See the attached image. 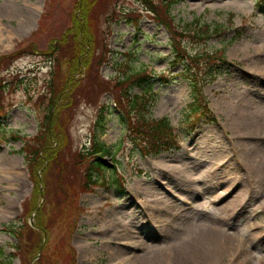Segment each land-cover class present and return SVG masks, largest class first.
Segmentation results:
<instances>
[{
	"label": "rangeland",
	"instance_id": "1",
	"mask_svg": "<svg viewBox=\"0 0 264 264\" xmlns=\"http://www.w3.org/2000/svg\"><path fill=\"white\" fill-rule=\"evenodd\" d=\"M76 1L0 0V73L6 75L9 71L7 79L15 76L7 91L0 92V129L4 133L0 139V262L22 264L21 255H11L14 245L21 244L23 250L29 242L34 243L31 231H27L26 237H14L3 229L5 224L24 228L29 225L33 229L41 224L48 229V239L47 247L42 248L46 258L40 264H72L71 252L74 264H137L136 260L120 262L116 254L117 248L129 247L120 233L121 229L123 233L127 231L125 226L129 233L138 227L142 238L147 231H154V243L166 248L156 264H184L177 248L182 247L187 228L214 221L224 226V237L231 234L240 240L231 254L216 255L213 264H264V139L258 138L264 136V3L179 0L168 15L161 0L147 3L97 0L94 9H98V18L93 27L104 37L101 40L110 50L100 66V77H108L112 86L119 71L117 65L128 54L134 69L143 67V71L155 76L165 73L170 79L165 83L157 77L147 86L132 88L133 95L145 90L154 94L148 118L168 119L179 140L169 149L143 156L129 141L131 131L114 108L111 87L99 98L85 96V90L96 86L93 80L96 69L87 77L81 62L72 66L76 59L62 60L59 65L53 59L48 64L50 41L70 25ZM151 7L153 11L149 10ZM113 9L117 16L122 9L132 11L130 19L135 22L113 21L112 15L105 13ZM156 16L163 21H158ZM197 18L201 23H209L211 29L221 30L206 46L221 49L228 66L204 88L215 120H202L193 129L185 118L186 107L192 101L190 87L178 75L181 66L169 64L174 57L170 46L174 42L171 26L193 24ZM187 48H194L193 44L189 43ZM63 49L68 51L67 47ZM55 55L64 54L60 51ZM71 67L75 69L74 81H81L76 104L72 108L64 107L63 123L50 121L49 133H45L52 79L54 86L58 85L57 75L70 76ZM105 103L104 126L98 133L100 140L112 148L101 160L105 177L100 174L96 183L86 187L82 179L92 155L84 147L95 132L99 107ZM250 103L254 105L252 116H243ZM51 111L54 115L55 108ZM40 132L43 139L48 136L57 145L56 155L66 166H62L63 171L55 160L49 159L48 171L41 173L39 162L35 167V157L31 159L27 150L32 140L35 146L33 138ZM54 132L58 137H66L65 141L59 142ZM28 139L31 141L26 142ZM38 155L46 162L44 150ZM169 166L184 170V175L173 173L168 179L163 167ZM35 170L41 180L39 189L44 193L43 198L33 196ZM41 176H45V181ZM189 176L194 179H188ZM162 187L169 192H165L163 203H157L151 192ZM63 189L67 190V197L58 200ZM217 190H233L232 198L237 193L240 195L233 205L217 212V199H213ZM197 193L202 195L198 197ZM40 200L43 201L41 212L36 216L33 207ZM104 224H111L105 233L89 231V228L101 229ZM113 230L118 233L116 239H110ZM133 250L139 254L143 251ZM188 254L189 264H198V256ZM37 257L27 259L30 264H36Z\"/></svg>",
	"mask_w": 264,
	"mask_h": 264
},
{
	"label": "trees",
	"instance_id": "2",
	"mask_svg": "<svg viewBox=\"0 0 264 264\" xmlns=\"http://www.w3.org/2000/svg\"><path fill=\"white\" fill-rule=\"evenodd\" d=\"M141 1L147 3L148 0ZM177 1L179 0H161L163 5L165 4L166 6L168 15H170L169 9L175 5ZM263 1L264 0H258V3ZM96 2L97 0H77L75 2V9L70 16V25L66 27L64 32L61 33L59 37L52 38L50 41V51L47 55L48 64H50L53 59L56 61L57 65H59V62L65 59L70 60V62L71 59H76L72 66H78L81 62L84 69L86 70L87 77L92 76V71L96 69L95 73L93 72V80H95L96 86L85 90V96L90 99L94 96L99 98L101 94H104V92L108 90V87H111L110 90L111 93H113L115 99L114 108L119 111V118L125 123V125H127L126 127L128 128V131H131V138L129 141L133 143V147L137 150V152L148 156L150 154H156L157 152L159 153L160 150L169 149L171 146L177 145L179 140H177V135L174 132L173 127L170 125L168 119L161 117L159 120H156L148 118L147 116L149 110L148 107L150 103H152L154 94L149 93L150 91L145 89V91L140 94H132V88L136 86H147L153 81V79L157 77H159L161 82L168 83L170 79L165 75V73H158V75L155 76V74H152L151 72L143 71V67L134 69V67L131 65L130 57L128 54H124V59L117 65L119 71L115 73V77L113 78L115 83L112 86H109V82H111V80L108 77H100V66L104 61L106 53H108L110 50L106 49L107 47L105 42H103L104 40H101V38L104 39V37H100L98 29L96 31V29L93 27V25H95L96 19L98 18V9H94ZM149 6L152 5L150 4ZM149 10L153 11L152 7ZM105 13L106 15L111 14V19H113V21L117 19H124L130 24L131 22H135L134 20L132 21L130 19V17H132V11L127 9H122L121 14H119L120 16L116 15L115 9H113L112 12L109 11L108 13L106 11ZM156 19L159 21L163 18L157 17ZM171 28L173 31L172 33L174 34L172 35L174 42L171 41L170 46L172 47V54L174 57L171 59L169 66L175 67L180 65L181 70L178 72V75L186 80L188 86L190 87V97L192 98V101L186 107L187 111L185 118H188L190 127L192 128L193 126V129H195V126L202 120H215L213 113H211V110L207 105V99L204 95V88L208 83L215 80L221 69L226 68L228 63L221 49L219 51L209 49L206 46V42L209 41L213 35H219L221 30L217 27L211 29L209 23H201L198 18L193 21V24L181 26L177 25L176 28L171 26ZM99 42L101 43L100 47H98ZM189 43L193 44L194 48L188 49L187 46ZM64 47H67V52L65 49H63ZM60 51L64 55H55L58 52L60 53ZM58 56H60L61 59ZM10 59L12 60V58ZM8 72L9 71L6 72V75L0 73V92L7 91L6 89H8V87H10V85H12L14 82L15 76L12 77V79H7V77L10 75ZM74 73L75 69L72 68L70 76L57 75L58 85L55 86V82L53 81L54 78L52 79L51 92L49 91L52 96L48 105V112L46 116L47 128L45 133H49L48 125L51 126V123L54 119L55 121H58L59 124L63 123V112L65 111L63 110L64 107L72 108L76 104L75 99L80 92L77 90V88L80 86L81 81L79 83L74 81ZM85 79L82 81L84 82ZM106 107V103L100 105L99 113L97 119L95 120V132L93 131V135L89 139V145L84 147L86 150L85 152L92 155V158H90L88 161L89 163L87 164V168L84 172L85 178L82 179L84 182L83 185L86 187L87 184L90 185L96 183L100 174L103 173V176L105 177V170L101 160L104 156L110 153L112 146L105 144L100 140L98 131L104 126L105 117L102 113ZM52 108H55L54 115L51 114ZM60 129L62 130V128L59 126V130ZM54 135L57 136L55 132ZM3 136L4 133L0 129V139ZM13 136L15 139H18L16 134ZM33 139H35L36 147L33 145L34 140L31 141V139H28L26 142L31 141L30 148L27 150V152L29 153L31 159L35 157L33 160L35 167H37L39 162L40 167H42L41 173L46 172L50 168L49 160H55V164L61 168L60 171H63L62 166H66L63 165L62 161L59 160L58 156L56 155V150H58L57 145H53L50 142L48 136L43 139L41 132L36 138ZM42 139L43 142H41ZM58 139L59 142H62L65 141L66 137H58ZM41 150H44L45 152L44 156H46V162L45 160L42 162L38 155ZM55 174L57 177V172ZM32 178L35 180L36 184V190L33 192V196L43 198L44 193H41V190L39 189V185L42 187V184L40 183V178L36 176V170L34 172V177ZM41 178L45 181V176H41ZM64 195L67 197V190L65 189H63L61 198L58 200L63 199ZM41 200L35 204V207H33L34 211H36V216L41 212L40 207L43 203ZM58 214H61V211H59ZM50 220L55 221L53 217H50ZM7 225L8 224H5L3 229L10 232L14 237H24L28 230L34 235V243L32 245L30 244L31 242H29L28 245L24 246L22 250L21 244L16 243L14 245L15 251L12 252L11 255L13 257L16 255H21L22 264H30L27 257L30 256L31 258H34L38 255L36 264H40L44 258H46L45 254L42 252V248L45 247L47 243L48 229H46L41 224H39V226L35 229L30 228L29 225H26L25 228L23 225ZM23 230L25 231V234ZM25 255H27V257ZM70 262L72 264L75 262L73 252H71ZM0 264H9V261L6 263L0 262Z\"/></svg>",
	"mask_w": 264,
	"mask_h": 264
},
{
	"label": "bare ground",
	"instance_id": "3",
	"mask_svg": "<svg viewBox=\"0 0 264 264\" xmlns=\"http://www.w3.org/2000/svg\"><path fill=\"white\" fill-rule=\"evenodd\" d=\"M246 106V104H245ZM252 109H254V105L250 103L249 106H247L244 109V114L243 116L250 117L252 116ZM245 137H251V136H245ZM259 139H264V136H258ZM225 160V159H224ZM223 164V162L220 164V166ZM219 165V164H218ZM207 169H210L206 165ZM164 172H167L166 174L169 176V178L172 177L173 173H178L184 175V170L178 171L177 167H171L169 166L168 168L163 167ZM204 171V170H203ZM193 177V176H192ZM189 176L188 179H194ZM156 183V182H155ZM158 186H160L158 183H156ZM157 186V187H158ZM164 187L154 189L153 192H151V196H155L156 202L157 203H163L165 201L166 196L165 192L168 193L169 191H164ZM162 191V192H161ZM201 191H204L201 189ZM164 192V194H163ZM231 191H226L224 192L223 190H217L215 191V194L213 195L214 201H216L217 206L215 209H217V212H221L222 210H226L227 207L231 206L234 204V200L239 197L240 194H235L233 195V198L230 197L232 196ZM203 193V192H202ZM202 193L200 195H202ZM199 193H197L196 196H200ZM232 198V199H230ZM158 200V201H157ZM215 203V204H216ZM192 206H195L196 204L191 203ZM170 209V208H168ZM111 228V224L108 226L104 224V226H101V229H94V228H89L90 232H102L105 233ZM127 231L123 233L124 229L120 230V233L123 234L124 238H126L129 247L127 249H119L116 251L117 257L119 258L120 262L124 263H133L134 260L137 261V264H156L159 261V257L163 255L162 253L165 252L166 248L164 249L163 247L157 246V244L154 243V231H147L146 234L142 237H140V231L139 228L135 226V230H132V233H129V228L125 226ZM224 226L218 223H215L214 221H206L205 222H199L198 226L190 225L187 228V233L184 236L183 241L181 242V248L178 247L177 250L179 251V256L181 258V263L184 264H189L190 263V254H194L198 256V264H213V260H215L216 255H226V254H231L237 247V244L239 243L238 241L240 240L239 237H235L231 234L228 236L224 237ZM123 231V232H121ZM88 232L87 234H89ZM117 232L112 231L110 234V239L114 238L116 239L117 237ZM260 235H256L255 238H258ZM250 237L249 239H251ZM248 239V240H249ZM87 240V239H86ZM119 240V239H118ZM91 239H88L87 242H90ZM110 243V242H108ZM179 246V245H178ZM144 248V249H143ZM143 250L141 254L136 253L135 250ZM183 249V254L181 255V250ZM132 250V251H130ZM185 255V257H184ZM136 258V259H135ZM179 258V262H180Z\"/></svg>",
	"mask_w": 264,
	"mask_h": 264
}]
</instances>
